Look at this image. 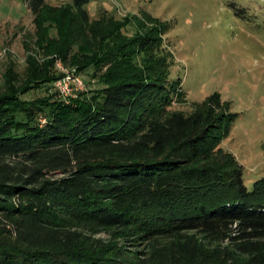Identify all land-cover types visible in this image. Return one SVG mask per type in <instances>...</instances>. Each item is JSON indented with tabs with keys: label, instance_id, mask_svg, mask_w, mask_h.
I'll return each instance as SVG.
<instances>
[{
	"label": "trees",
	"instance_id": "trees-1",
	"mask_svg": "<svg viewBox=\"0 0 264 264\" xmlns=\"http://www.w3.org/2000/svg\"><path fill=\"white\" fill-rule=\"evenodd\" d=\"M23 1L37 41L0 82V264H264V177L249 189L221 146L238 115L220 93L175 108L167 23L87 34L92 0ZM70 58L102 87L60 97Z\"/></svg>",
	"mask_w": 264,
	"mask_h": 264
},
{
	"label": "rangeland",
	"instance_id": "rangeland-1",
	"mask_svg": "<svg viewBox=\"0 0 264 264\" xmlns=\"http://www.w3.org/2000/svg\"><path fill=\"white\" fill-rule=\"evenodd\" d=\"M70 2L47 0L54 7ZM86 10L92 24L87 34L105 27L96 23L105 17L127 25L124 32L129 36L136 34L147 15L167 23L164 47L173 55L171 77L183 79L187 94V104L175 108L191 111L194 103L216 92L231 103L238 118L221 146L243 166L245 184L252 189L264 177V0H92ZM36 41L37 27L27 4L0 0V52L7 50L0 57L1 83L10 59L17 74L25 73L29 46ZM59 62L64 71L79 76L84 90L102 87L92 76L93 68L79 73L74 58L68 64L58 59L60 73ZM41 94L32 92L26 98Z\"/></svg>",
	"mask_w": 264,
	"mask_h": 264
},
{
	"label": "built area",
	"instance_id": "built-area-1",
	"mask_svg": "<svg viewBox=\"0 0 264 264\" xmlns=\"http://www.w3.org/2000/svg\"><path fill=\"white\" fill-rule=\"evenodd\" d=\"M6 54L7 50L4 49L0 52V57H4ZM60 63L61 62L58 63V66L63 70L62 73L64 75L55 83V86L59 92V96L68 101L69 98H75L78 96L79 92L84 91L85 85L76 73L64 71Z\"/></svg>",
	"mask_w": 264,
	"mask_h": 264
}]
</instances>
